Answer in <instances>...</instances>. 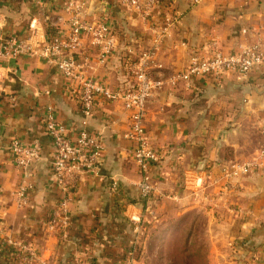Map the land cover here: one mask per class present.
<instances>
[{
	"label": "crops",
	"instance_id": "obj_1",
	"mask_svg": "<svg viewBox=\"0 0 264 264\" xmlns=\"http://www.w3.org/2000/svg\"><path fill=\"white\" fill-rule=\"evenodd\" d=\"M159 1L152 21H146L125 12L120 0H82V19L108 25L116 40V51L104 64L96 62V50L83 42L81 54L89 49V73L98 80L118 88L127 83L131 63L153 54L148 72L162 86L147 102L144 124L161 159L150 168V201L142 202L132 143L123 138L128 113L119 103H97L87 129L101 133L105 151L99 175L85 177L74 194L65 242L58 228L47 223L60 193L52 182V146L42 116L52 107L74 139L84 119L76 95L70 81L45 60L0 62V264H18L7 242L30 245L50 264H119L132 228H140L143 255L151 236L171 244L199 219L208 264H264V174L250 172L228 184L222 174L223 167L249 160L264 144V63L245 76L171 85L190 55L213 40L232 53L264 39V0H201L196 6L189 0ZM66 2L0 0V40L15 36L42 42L48 36L45 24L65 30ZM178 12L180 23L155 46L164 18ZM13 140L41 146L40 160L29 169L33 189L23 209L12 197L21 182L8 149ZM112 178L117 195L110 190ZM164 248H157L156 257L162 253L160 258H167Z\"/></svg>",
	"mask_w": 264,
	"mask_h": 264
},
{
	"label": "built area",
	"instance_id": "obj_2",
	"mask_svg": "<svg viewBox=\"0 0 264 264\" xmlns=\"http://www.w3.org/2000/svg\"><path fill=\"white\" fill-rule=\"evenodd\" d=\"M125 12L134 14L146 21H152L153 12L160 4L159 0H120ZM201 0H189L191 6H196ZM84 3L82 0H67L63 6L67 19V28L56 31L51 37L42 41L32 37L19 39L7 36L0 40V62H8L23 57H36L52 64L57 71L70 81L83 116L81 128L74 139H70L65 128L60 125L52 107L43 111V126L52 146L50 171L52 182L60 193V198L51 214L48 226L57 227L62 241L69 238V208L74 194L84 183L87 176H98L105 146L101 133H93L87 129V120L93 116L97 103H119L124 112L128 113V130L123 138L132 143L131 158L139 180L136 188L142 202H149L154 189L150 168L157 164L161 156L152 147L145 133L146 106L153 94L161 88L160 80H153L148 72L152 52L145 53L139 60L131 63L128 68L127 83L111 89L103 81L89 73L90 55L88 50H96L95 60L104 64L106 59L116 51V40L110 27L102 22H86L82 19ZM182 15L178 12L164 18L154 39L155 46L168 38L169 30L177 26ZM83 42L89 49L83 51ZM264 63V39L257 38L250 44L240 45L232 53L224 52L217 41L190 55L185 68L179 72L171 85L176 82L187 87L195 79H208L235 74L245 76ZM15 168L21 173V182L13 193V203L18 209L25 208L30 201L33 186L29 183L30 167L40 160L41 146L33 143L29 146L18 140L9 144ZM250 172L264 174V144L253 156L244 162L230 164L222 168L225 182L238 179ZM110 190L118 193L115 178L111 179ZM133 229V237L123 253L119 264H139L141 256V231L139 226ZM6 246L16 252L14 259L18 264H50L39 259L37 252L24 243L7 242ZM75 264H87L75 261Z\"/></svg>",
	"mask_w": 264,
	"mask_h": 264
},
{
	"label": "rangeland",
	"instance_id": "obj_3",
	"mask_svg": "<svg viewBox=\"0 0 264 264\" xmlns=\"http://www.w3.org/2000/svg\"><path fill=\"white\" fill-rule=\"evenodd\" d=\"M197 223L195 224V226L193 228H185L184 231H181L180 234L178 236H176L173 240L174 244L177 243L179 246L178 247V252L177 255L175 257H171L170 252L167 250V252L165 251V253L168 254L166 259H162L160 257L163 256L162 253H159V257H156L157 255V248H161L163 247L165 244H169L170 243H163L158 241V239H153L154 242H147L145 245V250H144V254L140 256L139 259V264H191L189 261L185 260L184 257L182 256L183 253L180 252L179 248L182 247L184 241L186 240V237H188L190 234L192 235V240L193 243L190 244V248L194 249H198L200 250V254L202 256H204V249H203V245L200 244V241L202 240L203 235H205L204 233V228L202 226V220H195ZM206 238V237H205ZM171 242V244L173 243ZM161 255V256H160ZM205 257V256H204ZM205 260V264L207 263V260Z\"/></svg>",
	"mask_w": 264,
	"mask_h": 264
},
{
	"label": "trees",
	"instance_id": "obj_4",
	"mask_svg": "<svg viewBox=\"0 0 264 264\" xmlns=\"http://www.w3.org/2000/svg\"><path fill=\"white\" fill-rule=\"evenodd\" d=\"M45 31L49 37H51L56 31H58L57 28H51L48 24H45ZM113 32V31H112ZM111 32V33H112ZM114 33V32H113ZM152 235V233H151ZM156 238V236H151L149 242H153L152 240ZM178 243V242H177ZM177 243H172V244H165L164 250L167 252V250L170 252L171 257H175L178 252V247L179 246ZM180 252L183 253V257L185 260L189 261L191 264H205L206 259L204 256L200 254V250L190 248L189 245V236L186 237V240L184 241L183 245L181 248H179Z\"/></svg>",
	"mask_w": 264,
	"mask_h": 264
},
{
	"label": "water",
	"instance_id": "obj_5",
	"mask_svg": "<svg viewBox=\"0 0 264 264\" xmlns=\"http://www.w3.org/2000/svg\"><path fill=\"white\" fill-rule=\"evenodd\" d=\"M199 166H201V164Z\"/></svg>",
	"mask_w": 264,
	"mask_h": 264
}]
</instances>
